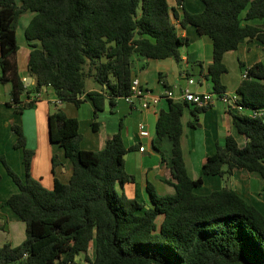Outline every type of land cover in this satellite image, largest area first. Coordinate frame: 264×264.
I'll list each match as a JSON object with an SVG mask.
<instances>
[{
	"label": "trees",
	"instance_id": "trees-1",
	"mask_svg": "<svg viewBox=\"0 0 264 264\" xmlns=\"http://www.w3.org/2000/svg\"><path fill=\"white\" fill-rule=\"evenodd\" d=\"M189 11L184 0H0V81L10 82V105L21 110L48 91L60 102L93 104V116L105 102L128 93L134 56L181 60L188 38L177 33L170 10L181 25L192 24L211 40L206 75L212 91H225L223 53L245 39L264 44V0H200ZM177 7L181 11H177ZM33 11L24 27L30 45L25 84L17 65L16 27L23 11ZM243 69L235 93L244 111H228L235 132L227 133L203 159L200 174L186 169L180 144L185 100L167 98L159 111L153 145L170 142L169 166L174 192L159 194L148 182L150 204L119 190L133 179L126 171L121 125L99 149L80 146L78 120L56 106L47 116L48 136L71 162L66 182L54 175L50 188L31 175L34 150L26 146L21 124L12 123L15 147L22 149L24 178L0 153V163L16 190L5 204L24 222V238L0 244V264H264V212L228 184L198 192L203 175L225 177L234 168L255 172L264 193V118L249 110L264 108V60ZM90 78L99 89H85ZM85 96L82 97V93ZM195 106L189 119L195 125ZM94 124V122H93ZM51 156V171L57 164ZM162 215L157 227L155 219ZM158 228V231L155 230ZM90 242L94 255L87 254ZM83 254L82 261L77 256Z\"/></svg>",
	"mask_w": 264,
	"mask_h": 264
},
{
	"label": "crops",
	"instance_id": "crops-1",
	"mask_svg": "<svg viewBox=\"0 0 264 264\" xmlns=\"http://www.w3.org/2000/svg\"><path fill=\"white\" fill-rule=\"evenodd\" d=\"M168 2L170 5L174 4V0ZM184 6L189 11H199L202 9L203 4L201 1L184 0ZM28 11L30 10H26L24 11L25 13L22 12L20 14V16H22L24 13L23 16L25 19L23 20L22 30L16 27L17 30L15 33L18 45V70L22 79L25 80L27 84L34 81V78L27 71L30 45L23 33L24 27L33 14V11L30 13ZM177 11L180 12L181 8L177 7ZM170 14L171 20L176 25L177 33L188 38V43L180 47L181 60L177 62L172 57L145 58L134 56L131 63L133 76H137L141 84L147 86L154 94H161L164 88H172L177 92L182 85L186 84L188 77L193 79V82L188 83L191 89L197 91L212 90V82L206 75V67L211 61V51L208 50L207 40L202 34L197 32L195 26L192 24L181 25L173 16L172 9L170 10ZM257 60H264V44L256 39H245L239 43L237 48L225 51L223 53V62L227 70L221 75V81L225 85V90L229 93L235 92L236 87L242 79L243 67ZM85 89H99V87L93 82L86 85L85 81ZM3 92L8 93V100L1 98ZM84 96L85 92L82 93V97ZM56 99L55 96L48 93L45 89L34 105L30 108L27 107L20 114L22 119L24 116L32 118L28 120V122L25 120L21 122L22 130L25 135V143L33 142L42 148V153L39 157L45 158L50 162V171L51 156L52 154H56L57 156L58 162L54 166V173L51 171L52 177H50L49 181L52 179L53 183V177L55 175L60 181L66 182L71 173V162L65 157L61 146L49 139L48 129H46L47 124L45 121L48 113L53 111L56 106H60L68 115L77 118L79 131L82 134L80 140V146L82 148H101L106 138L111 136L119 125H121L124 142V137L127 139V143L125 142L126 146H135V144L141 143L144 145L142 150H139L136 146V148L130 149L125 153L124 165L128 157L136 161L137 169L128 170L125 167L130 176H133V179L124 182L121 187L116 185L119 190L123 191L129 197L137 196L146 204L151 203L147 191L148 182L154 186L159 194H171L174 192V179L169 166L170 142L167 138H163L159 149L155 148L153 145L155 122L159 111L161 109H166L168 106L166 97L160 98L155 105H150L146 108L139 107L138 105H130L122 98H116L113 103L105 102L103 109H110L116 114L117 118L116 122L111 121L109 127L97 118L98 113L96 116H93L94 109L90 99H84L79 106L71 102L70 104L67 102L56 104L54 102ZM9 100L10 89L4 91V85L0 83V112L1 104L7 103ZM85 102L89 105L84 107L83 103ZM51 105H54V108L51 109ZM195 106L196 105L193 103L184 104L181 115L182 132L180 136L183 159L187 172L192 178L199 176L204 157L213 150L216 143L222 144L224 136L227 133L233 134L235 132L231 121V115L225 108V105L219 100L209 105L205 110L198 112L196 124L190 125L188 121L192 118V109ZM10 108L17 110L13 105H11ZM10 108L5 109L1 114L8 117L11 114ZM86 110L90 118H88V116L81 118L79 113ZM3 115H0V120L4 118ZM130 117H135V122L132 126L129 121ZM90 119L92 128L89 127ZM82 121L84 122L82 123ZM139 121L145 123L149 131V136H139L137 128ZM33 124L37 125L36 128L34 130L28 128L27 130L28 125ZM3 125L0 127V132H7V137L11 139L12 144H14V135H10L6 129L9 123L5 122ZM123 129H125V136L123 134ZM37 152L38 150L36 148L35 154H37ZM0 153H3L6 158L4 152ZM38 179L40 180V178ZM202 180L201 186L207 190L205 192L218 188L223 184H228L264 212L262 179L255 172H250L243 168H234L232 173L225 177L219 175H203ZM8 195L5 196V199ZM15 216L16 215L8 206L0 207V244L5 241L11 244H17L24 238V222L22 220L20 222V219H16ZM161 219L162 215L156 217L155 222L157 226ZM87 254L89 257H93V242H90ZM82 257L83 254H79L76 258L77 261L81 262Z\"/></svg>",
	"mask_w": 264,
	"mask_h": 264
},
{
	"label": "rangeland",
	"instance_id": "rangeland-1",
	"mask_svg": "<svg viewBox=\"0 0 264 264\" xmlns=\"http://www.w3.org/2000/svg\"><path fill=\"white\" fill-rule=\"evenodd\" d=\"M170 1V0H168ZM196 1H200V0H196ZM24 12V11H23ZM29 13L32 12V11H28ZM25 13V12H24ZM23 13V15H24ZM20 16L19 20H18V23H17V29L19 30H22V24H23V20L25 19L24 16ZM16 29V30H17ZM204 38L207 40V46H208V50L211 51V40L210 38L207 36V35H203ZM86 85L89 84L90 82H93L97 85L96 82H94L93 80H91L90 78H86ZM0 83H3L4 85V91L6 90H9L10 89V82H1ZM1 98L2 99H9V95L8 93L6 92H3L1 94ZM8 102V101H7ZM70 104V102H67ZM84 107L89 105L87 102L83 103ZM10 104L8 103H3L1 104V112H0V115H3L1 114L2 111H4L5 109H9L10 108ZM27 107H23L21 110H14V109H11L10 110V115L8 117H5L4 115V120H0V127H2L3 123L5 122H8L9 123V126L6 128L8 133L10 135H14V140L16 139V134L15 132L12 131L11 129V124L12 123H18V124H21L22 120H25L26 122H28V120L32 119L31 117H28V116H24V118L22 119V117L20 116L21 112L26 109ZM30 108V107H28ZM54 108V105H51V109ZM67 110V109H66ZM80 117H89V114L86 111H83V112H80ZM92 117V116H91ZM97 118L99 120H101L102 123H105L108 125V127L110 126V123L111 121H115L117 120L116 118V114L111 111L110 109H102L98 112V115H97ZM130 124L131 126L134 124L135 122V117H130ZM46 124H47V119H46ZM84 121H82L83 123ZM91 119H90V123H89V127L92 128L91 126ZM48 125V124H47ZM4 126V125H3ZM36 124H33V125H28L27 127V130L28 128L30 130H34L36 128ZM115 128V127H114ZM47 129V128H46ZM123 134L125 136V129H123ZM8 134V136H9ZM49 137V136H48ZM125 138V142L127 143V139L126 137ZM27 147L31 148L32 146V149L34 150V154H33V157H32V169H30V173L33 177L35 178H40L42 184L48 188H50L52 186V179L49 181L50 177H52L51 175V171H50V162L47 161L45 158H42V157H39V155H41L42 153V148L39 147L37 144L33 143V142H28L26 144ZM58 146V145H57ZM36 148L38 150L37 154H35L36 152ZM0 149L1 151L0 152H4L6 154V159H7V162L8 164L10 165V167L16 172L19 174V176L21 178H24V168H23V162H22V149L20 147H15L14 144H12L11 142V139H9L7 137V132H0ZM138 152V151H136ZM39 153V154H38ZM125 167L126 169L128 170H136L137 169V165H136V161H133L132 159L130 158H126V161H125ZM32 170V171H31ZM207 176H212V175H207ZM16 185L13 183L10 175L7 173L5 167L0 163V207L2 206H6L7 205L5 204V196H7L9 193H11L12 191H14L16 188ZM198 192H205L207 191L205 188H202V186H200L199 188H197ZM16 219L19 220V218H17L15 216ZM21 222V220H19ZM158 227V226H157ZM158 231V228L155 230V232Z\"/></svg>",
	"mask_w": 264,
	"mask_h": 264
},
{
	"label": "built area",
	"instance_id": "built-area-1",
	"mask_svg": "<svg viewBox=\"0 0 264 264\" xmlns=\"http://www.w3.org/2000/svg\"><path fill=\"white\" fill-rule=\"evenodd\" d=\"M247 73L246 69L242 70V77ZM193 82L192 78H187L185 85H182L177 92L172 88H164L161 94H154L147 86L141 84L137 76H133L130 82V87L128 93L122 95L125 102L130 105L146 108L150 105H155L160 98L166 97L173 100H185L189 103H193L197 106H207L213 104L215 101L219 100L224 105L225 108L230 111H244V107L238 101V96L235 92L229 93L226 90L220 94L214 93L212 90L197 91L193 90L188 86V83ZM41 91L35 93L34 97H40ZM56 104L60 103L58 99L54 101ZM249 115L259 116L264 118V108L254 109L248 111ZM138 134L139 136H149V131L143 121L138 122ZM144 145L139 144V150H142Z\"/></svg>",
	"mask_w": 264,
	"mask_h": 264
},
{
	"label": "water",
	"instance_id": "water-1",
	"mask_svg": "<svg viewBox=\"0 0 264 264\" xmlns=\"http://www.w3.org/2000/svg\"><path fill=\"white\" fill-rule=\"evenodd\" d=\"M30 78V77H29ZM25 84H27V83H25Z\"/></svg>",
	"mask_w": 264,
	"mask_h": 264
}]
</instances>
